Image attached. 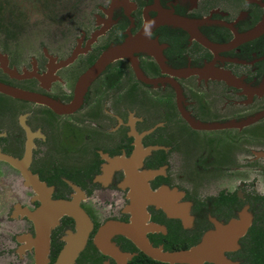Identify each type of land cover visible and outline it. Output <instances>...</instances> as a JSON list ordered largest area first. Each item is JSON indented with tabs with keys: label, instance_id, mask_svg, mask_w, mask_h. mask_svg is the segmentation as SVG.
<instances>
[{
	"label": "flooded vegetation",
	"instance_id": "flooded-vegetation-1",
	"mask_svg": "<svg viewBox=\"0 0 264 264\" xmlns=\"http://www.w3.org/2000/svg\"><path fill=\"white\" fill-rule=\"evenodd\" d=\"M263 15L264 0H0L10 90L67 105L119 50L73 111L0 91V264H168L138 246L186 250L240 216L223 256L264 264Z\"/></svg>",
	"mask_w": 264,
	"mask_h": 264
},
{
	"label": "water",
	"instance_id": "water-1",
	"mask_svg": "<svg viewBox=\"0 0 264 264\" xmlns=\"http://www.w3.org/2000/svg\"><path fill=\"white\" fill-rule=\"evenodd\" d=\"M263 26H264V15H263L262 23L255 29V31L262 28ZM255 31L251 32V34H254ZM118 51L119 50L117 48H114L104 52L97 59L96 63L84 75L80 77L75 87L73 100L67 105L59 106L56 105V103L47 100L45 98L39 97L35 94L10 90L2 85H0V91L12 95L14 97H18L20 99H25L36 103L44 104L50 107L51 109L56 110L57 112L73 111L79 105L81 96L87 84L96 76V74L101 70V68L105 64H107L111 60L116 59L119 56L117 55ZM55 205L60 210L57 211L58 212L57 214L63 213V211H65L64 209H68V208L70 209V207L67 204L62 202H57L55 203ZM80 214H77L76 216V221L78 222H80V219H82V214L81 215ZM54 219L56 221V217L55 218L53 217L52 219L53 222H55ZM248 224H249V220L247 218L242 219V216H240L239 221L232 220L226 225L218 226L215 228V230L204 234L196 245L186 250H179L171 253H163L158 250H154L150 248L148 245L138 246V247L145 255H147L151 259L167 262L168 264H173V263L204 264L205 262L210 264H235L227 260L223 256V253L226 251L233 250L237 247L236 244L237 239L243 235ZM51 226H53V223L47 226L46 230L44 231L45 246L47 240L46 236ZM122 233L125 234L124 232ZM43 261L44 259L40 256L39 253L38 264H43Z\"/></svg>",
	"mask_w": 264,
	"mask_h": 264
}]
</instances>
